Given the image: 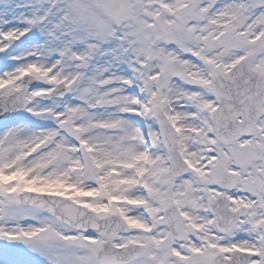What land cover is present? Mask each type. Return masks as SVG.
Segmentation results:
<instances>
[{"label":"snow or ice","instance_id":"1","mask_svg":"<svg viewBox=\"0 0 264 264\" xmlns=\"http://www.w3.org/2000/svg\"><path fill=\"white\" fill-rule=\"evenodd\" d=\"M0 264H264V0H0Z\"/></svg>","mask_w":264,"mask_h":264}]
</instances>
